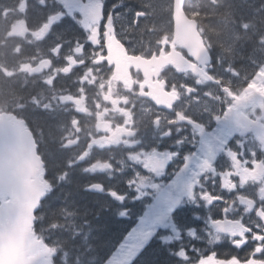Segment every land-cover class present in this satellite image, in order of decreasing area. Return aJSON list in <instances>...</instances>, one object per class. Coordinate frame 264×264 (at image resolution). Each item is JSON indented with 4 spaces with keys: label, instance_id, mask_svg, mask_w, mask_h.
<instances>
[{
    "label": "flooded vegetation",
    "instance_id": "1",
    "mask_svg": "<svg viewBox=\"0 0 264 264\" xmlns=\"http://www.w3.org/2000/svg\"><path fill=\"white\" fill-rule=\"evenodd\" d=\"M74 1H12L19 55L0 70L25 71L10 83L22 107L12 98L5 111L44 152L54 145L66 178L105 214L140 220L143 264L157 255L176 264L179 254V264H264V81L226 61L253 43L247 29L221 39L255 24L256 4L205 12L199 25L220 31L217 47L204 36L209 60L175 42L172 17H146L144 0H82L86 17ZM199 236L214 253L194 260Z\"/></svg>",
    "mask_w": 264,
    "mask_h": 264
},
{
    "label": "trees",
    "instance_id": "2",
    "mask_svg": "<svg viewBox=\"0 0 264 264\" xmlns=\"http://www.w3.org/2000/svg\"><path fill=\"white\" fill-rule=\"evenodd\" d=\"M215 2L219 3L220 1L215 0ZM224 2L230 4L229 2H234V0H224ZM146 3L149 4L145 6L146 12L153 17L154 12L157 10L155 7L156 0H146ZM10 4L9 0H0V10L7 9ZM257 4V22L253 24L255 31L252 34L257 36L255 43H260L264 37V1L257 0ZM193 5H196V11L191 14L195 18L201 20L203 18L201 15H203L205 9L206 12H209L210 17H217L218 6L211 3L210 0H188L187 12L190 10V6ZM4 22H1L0 26V66L9 67L12 64V51L4 49L2 46L4 41L1 38L6 28ZM202 26L208 28L206 25ZM216 28V24H214L212 30L215 35L220 32ZM250 51L251 48L242 57L237 58L238 62L246 65L261 64L263 62L261 56L256 51L250 54ZM242 68L244 69V67ZM2 71L0 70V105H6L12 98L15 103L21 104L19 101L20 90L3 81ZM16 90L18 92H15ZM11 110L13 111V109ZM40 115L41 117L34 116V118L45 126L46 135L49 133L52 137L55 129L53 121L44 119L43 113H40ZM44 147L47 149V153L45 152V154L42 148L41 152L46 163L47 180L52 185V191L42 203L37 215L36 234L54 250L53 260L55 264H103L113 247L123 236L119 231L122 222L105 214L101 201L96 200L95 196L91 194L82 192L80 184H74L73 182L67 188H62L58 183V174L61 172L62 165H60L57 150L53 144H45ZM64 208H66L67 213L72 215H64ZM78 218H81L79 219L81 222L80 233L73 234L71 232L72 227H69L70 231L67 233L62 229L64 220L66 224L74 225L78 222ZM84 223L88 225L85 228L82 227ZM145 264H175V262L164 260L157 255L154 258H149Z\"/></svg>",
    "mask_w": 264,
    "mask_h": 264
},
{
    "label": "water",
    "instance_id": "3",
    "mask_svg": "<svg viewBox=\"0 0 264 264\" xmlns=\"http://www.w3.org/2000/svg\"><path fill=\"white\" fill-rule=\"evenodd\" d=\"M186 0H174L176 41L191 53L204 49L198 25L185 13ZM205 50V49H204ZM13 116L0 114V264H54L50 249L33 227L50 185L36 146Z\"/></svg>",
    "mask_w": 264,
    "mask_h": 264
},
{
    "label": "rangeland",
    "instance_id": "4",
    "mask_svg": "<svg viewBox=\"0 0 264 264\" xmlns=\"http://www.w3.org/2000/svg\"><path fill=\"white\" fill-rule=\"evenodd\" d=\"M100 0H94L93 2L96 3ZM58 3L62 4V0H57ZM155 7L158 8L157 15L161 18L166 17L168 13L170 12V7L172 4L171 0H156ZM153 6V5H151ZM13 31H15V28H13ZM229 30L226 29L225 34L221 37V39L229 43L231 42L229 36H231L229 33ZM231 32V31H230ZM33 34H37L40 36V30L37 32L35 31ZM260 47L264 49V45L260 44ZM221 49V45H220ZM262 52L261 58L263 59V62L261 64H257V70H264V51L259 50ZM232 59V58H229ZM260 63V62H258ZM263 68V69H262ZM255 70V69H253ZM21 74L24 73L25 70H17ZM17 71H7L6 74L8 77H6V80L8 79V82L11 83V78L17 74ZM260 79H255L257 82L264 81V74L259 75ZM10 79V80H9ZM41 102L45 103V96L41 97ZM54 103H49V106H52ZM140 229L136 228L133 231L129 232L124 239L117 244L110 252L109 256L106 258L105 264H129L130 261L133 260L135 254L137 253V247L140 244L139 236H140Z\"/></svg>",
    "mask_w": 264,
    "mask_h": 264
},
{
    "label": "bare ground",
    "instance_id": "5",
    "mask_svg": "<svg viewBox=\"0 0 264 264\" xmlns=\"http://www.w3.org/2000/svg\"><path fill=\"white\" fill-rule=\"evenodd\" d=\"M35 10V9H34ZM34 14V13H33ZM4 85V84H3ZM2 92V91H1Z\"/></svg>",
    "mask_w": 264,
    "mask_h": 264
}]
</instances>
